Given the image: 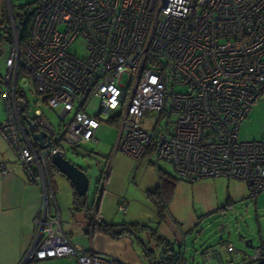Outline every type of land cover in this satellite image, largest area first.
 Returning a JSON list of instances; mask_svg holds the SVG:
<instances>
[{"label": "built area", "instance_id": "built-area-1", "mask_svg": "<svg viewBox=\"0 0 264 264\" xmlns=\"http://www.w3.org/2000/svg\"><path fill=\"white\" fill-rule=\"evenodd\" d=\"M0 41L11 49L0 133L27 182L45 196L21 264L66 257L76 264H127L76 247L62 229L57 206L54 215L49 212L58 172L52 157L66 158L71 148L96 142L102 121L87 113L92 99L101 100L104 114L120 112L116 153L168 163L180 181L226 178L245 184L251 198L264 194V140L239 141L242 122L264 101V0H38L19 17L7 14ZM21 72L48 107L59 108L56 127L25 103L29 119L51 137L45 150L23 125ZM150 111L159 120L152 129L141 128ZM1 172L11 173L5 166ZM185 244L174 262L151 257L145 264H187ZM227 250L235 251L232 245ZM263 257L257 249L249 261L259 264ZM202 260L248 264L226 261L215 247Z\"/></svg>", "mask_w": 264, "mask_h": 264}, {"label": "crops", "instance_id": "crops-1", "mask_svg": "<svg viewBox=\"0 0 264 264\" xmlns=\"http://www.w3.org/2000/svg\"><path fill=\"white\" fill-rule=\"evenodd\" d=\"M7 86L6 79L0 78V124L7 118L6 101L3 97ZM24 127L28 130L25 123ZM96 143L97 140L91 144ZM75 152L77 154V150ZM106 163L108 170L106 175L94 190L92 198L88 195L89 206H96L95 220L99 217L108 224L129 223L150 226L160 237L173 244L175 250L180 248L187 234L199 231L204 220L217 214L227 213L233 204L252 199L247 186L241 182L218 178L188 183L180 181L174 172L172 176L179 182L166 220L164 223H159L157 210L148 199L147 192H154L159 188V170L164 171L161 162L156 164L148 159L134 160L114 150ZM2 166L8 167L11 173L2 174ZM79 167L86 171L88 176L91 175L90 169ZM52 183L54 198L50 199V214H55L57 206L61 220L66 215L73 220L82 218L86 221L83 214L73 218L72 206L76 190L72 183L59 172L53 177ZM44 201L42 188L27 182L26 173L18 162L17 154L0 133L1 258H13L18 264L22 262L33 245L36 234L34 222L42 215ZM123 205L127 207L125 211L122 210ZM92 238L95 241L90 250H85L78 244L74 245L84 251L117 257L127 264L146 263L147 259H143L141 246L131 237L114 241L102 234H93ZM144 240L148 242L149 235L145 236ZM254 253H243L233 260L237 262L250 260Z\"/></svg>", "mask_w": 264, "mask_h": 264}, {"label": "rangeland", "instance_id": "rangeland-1", "mask_svg": "<svg viewBox=\"0 0 264 264\" xmlns=\"http://www.w3.org/2000/svg\"><path fill=\"white\" fill-rule=\"evenodd\" d=\"M36 1L0 0V16L5 15L6 18L9 12L15 16V8L18 10L20 7L34 4ZM82 46V43L78 44V47ZM10 50L9 46H4L0 42V78L2 79H5L7 76L6 60L10 56ZM75 51L79 53L77 48H75ZM18 91L26 97L30 106L34 109H41L54 126L57 127L59 125V108L57 106L50 108L44 103V98L38 96L36 93L33 80L24 72H21L18 78ZM103 110L104 106L100 99L97 98L89 101L87 113L102 121V125L96 135L97 143L76 148L77 154L75 150H70V153L66 157L72 163L91 170L88 193L91 198L94 195V190L100 185L99 182L103 180V176L108 171L106 160L113 155L120 136V112L116 111L104 114ZM159 117L158 112H145L140 121L141 128H154ZM175 120L176 117L172 119V121ZM166 123L167 120L165 119L162 120L161 124L166 125ZM262 140H264V101H259L253 106L247 119L242 122L239 141L253 142ZM160 165L164 171L174 175L172 165L164 162H161ZM61 223L64 233L71 237L73 244H78L85 250H90L93 247L95 239L86 232L87 221L82 218L73 220L64 215ZM202 223L203 225L199 231L185 236L187 264H205L202 260L204 253L211 251V247L214 246L226 261L236 259L237 255L239 256L243 253L249 254L254 253L257 249H264V194L257 198L249 199L246 202L233 204L227 213L217 214L204 220ZM249 240L252 241L254 249L246 247V241ZM228 245L234 247V253L230 254L228 252ZM138 248L136 244V249L138 250ZM150 249L155 252V257L162 255V251L158 249L155 243L150 244ZM143 259L145 260V257ZM0 264L18 263L13 258L0 257ZM31 264H76V262L66 257L36 261Z\"/></svg>", "mask_w": 264, "mask_h": 264}, {"label": "trees", "instance_id": "trees-1", "mask_svg": "<svg viewBox=\"0 0 264 264\" xmlns=\"http://www.w3.org/2000/svg\"><path fill=\"white\" fill-rule=\"evenodd\" d=\"M38 0L34 3L36 4ZM34 4H28L20 7V9H16L15 11L17 16H21V12H28L33 8ZM5 15L0 16V25L4 24ZM1 42V41H0ZM17 96L21 101H24L26 104L28 101L26 97L17 90ZM24 125V123H23ZM73 150L76 147L72 148ZM160 175V185L159 188L154 192H147V197L154 205L157 210V214L159 217V223H164L169 211V207L173 201L175 195V189L179 182L177 178L174 176L159 170ZM72 214L73 218L78 216L79 214H83L88 222L87 225V234L93 236V234H102L111 240L121 241L124 238L131 237L142 248L143 255L146 259L149 258H163L168 257V260L174 262V254L176 252L173 244L169 243L164 238L160 237L156 230L150 226L142 225V224H129L123 223L120 225H115L112 223H105L99 217H96V206L90 207L88 204V195L85 197H81L75 192L74 201L72 206ZM150 237V240L147 242L144 240L145 236ZM155 243L160 251H162V255L160 257H155L156 254L153 250L150 249V244ZM147 261V260H146ZM248 264H252L249 259L245 260ZM259 264H264V257Z\"/></svg>", "mask_w": 264, "mask_h": 264}, {"label": "water", "instance_id": "water-1", "mask_svg": "<svg viewBox=\"0 0 264 264\" xmlns=\"http://www.w3.org/2000/svg\"><path fill=\"white\" fill-rule=\"evenodd\" d=\"M20 112L22 121L28 126L31 141L41 150H45L51 143V137L45 131H39L36 125L29 119L26 112L25 102L20 101ZM52 163L58 172L64 175L73 185L79 196L85 197L90 189V178L86 171L73 164L67 158L57 154L52 157ZM246 247L254 249L252 241H246Z\"/></svg>", "mask_w": 264, "mask_h": 264}]
</instances>
